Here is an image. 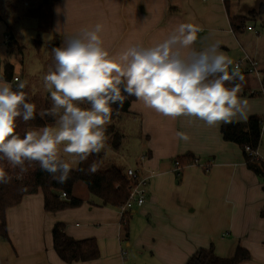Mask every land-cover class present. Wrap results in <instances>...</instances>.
I'll list each match as a JSON object with an SVG mask.
<instances>
[{
	"label": "crops",
	"instance_id": "1",
	"mask_svg": "<svg viewBox=\"0 0 264 264\" xmlns=\"http://www.w3.org/2000/svg\"><path fill=\"white\" fill-rule=\"evenodd\" d=\"M23 18L37 22V36L46 29L50 38L62 40L101 23L110 53L134 43L151 46L180 23L197 24L202 30L192 46L196 50L218 42L242 68L248 59L258 61L262 76L240 70L245 79L239 95L248 100L247 120L264 118V0H0V20L14 23L6 24L10 41L21 43L17 20ZM234 18L245 20L241 29L232 26ZM5 36L0 47L9 45L3 44ZM124 114L139 118L147 149L123 171L137 167L152 174L146 200L129 210L127 226L121 220L127 211L102 204L86 184L84 189L77 182L73 189L80 205L58 211L45 210L42 192L28 194L6 211L8 238H0V264H185L200 248L213 246L217 255L230 258L239 245L251 255L239 264H264V173L248 167L240 145L223 138L224 123L209 127L194 117H165L137 99ZM259 146L264 152V127ZM186 153L196 162L178 174L175 158ZM58 222L75 239L96 238L100 257L62 260L52 238Z\"/></svg>",
	"mask_w": 264,
	"mask_h": 264
},
{
	"label": "clouds",
	"instance_id": "2",
	"mask_svg": "<svg viewBox=\"0 0 264 264\" xmlns=\"http://www.w3.org/2000/svg\"><path fill=\"white\" fill-rule=\"evenodd\" d=\"M104 26L84 28L53 47L54 64L43 76L52 107L37 113L27 102L26 81L12 83L0 77V159L19 168L17 180L23 179L25 166L36 162L41 171L64 184L73 171L63 153L79 162L105 148V125L111 119L112 105L123 106L128 96L165 117H194L209 127L219 123L247 120L248 100L241 95L244 75L234 61L220 50L218 42L201 50L192 46L202 30L194 23H180L161 42L151 46L131 44L119 53L104 47ZM123 93V94H122ZM90 105L88 108L82 104ZM50 116L55 125L17 132V118L25 123ZM181 140H188L178 132ZM253 155H261L259 150ZM84 172L85 169L80 168ZM97 171L93 162L88 174ZM10 177L0 168V184Z\"/></svg>",
	"mask_w": 264,
	"mask_h": 264
},
{
	"label": "trees",
	"instance_id": "3",
	"mask_svg": "<svg viewBox=\"0 0 264 264\" xmlns=\"http://www.w3.org/2000/svg\"><path fill=\"white\" fill-rule=\"evenodd\" d=\"M244 23L245 20L243 18H234L232 20V26L236 29H241ZM36 39H39V37ZM36 39H34V42ZM39 45H41L40 42L35 43L37 48ZM21 53V44L11 38L7 48V57L10 58L9 56L12 55L18 56ZM8 58L2 60L4 75L7 80L14 75V66L8 61ZM134 100H136L135 97L128 96L122 107L112 105L113 113L109 121L115 120L124 113H128ZM27 102H30L28 98ZM46 109L50 108L47 106ZM260 119L258 116H251L246 122L222 124L220 131L225 140L240 145L248 167L258 174H263L264 164L253 159L245 151V147L248 145L253 148L259 145L262 130ZM53 121L54 119L50 116L41 119L38 114L34 120H30L27 123L21 118H17V132L23 135L25 131L30 130L32 127L41 128ZM111 134L113 135L112 146L117 149L121 145L122 136L114 125H108L106 127L105 136L108 137ZM175 161H178L183 167L195 163L196 157L191 153H186L177 156ZM93 162L96 163L97 171L94 174H88L87 169ZM25 166L28 171L22 174L23 179L17 180L16 176L19 174V168L12 167L6 159H0V168L4 169L10 177L9 183L0 184V238H8L7 209L19 204L25 195L42 192L46 211H58L80 205L82 200L74 197L72 194L75 184L80 181L84 182L88 190L105 205L121 207L129 195L128 186L130 181L125 171L117 165H111L108 168L101 169L100 156L96 154L90 155L87 161L83 163L78 162L77 168H72L73 171L70 174V178L64 184L57 183L47 172L41 171L39 164L36 162L30 165L26 162ZM80 168L85 169V171H79L78 169ZM61 192L66 193L65 198L60 197ZM129 215V211L123 213L121 220L124 226H127ZM52 238L53 246L57 254L62 260L68 263L88 261L100 257V248L96 238L75 239L65 232V225L62 222L54 225ZM249 259H251V255L248 249L241 245L237 247L234 256L230 258L217 255L213 246H210L209 248H200L197 250L185 264H239Z\"/></svg>",
	"mask_w": 264,
	"mask_h": 264
},
{
	"label": "rangeland",
	"instance_id": "4",
	"mask_svg": "<svg viewBox=\"0 0 264 264\" xmlns=\"http://www.w3.org/2000/svg\"><path fill=\"white\" fill-rule=\"evenodd\" d=\"M47 20L43 17L40 19V24L46 25ZM35 22L32 18H23L17 20L19 32L21 34V47L22 53L18 56L12 55L9 56L8 61H10L14 66V72H16L22 81H26L25 91L27 98L31 103L36 105L37 113L42 109L52 107L49 93L44 88L43 76L47 73L50 65L54 64L53 54L51 49L53 47H59L61 44L66 41L60 38H50L47 35V30L44 29V32L40 34V37L37 36L35 30ZM6 24H14L8 19L0 20V42L3 35H7L9 32L6 28ZM9 35V34H8ZM39 39H36L37 37ZM36 39L33 42V39ZM40 40V41H39ZM39 47L35 46V43H39ZM56 44V45H55ZM8 47H0V57L5 59V56L2 52ZM81 107L88 108L90 105L84 103ZM55 120L47 124V126H54ZM108 125H114L116 130L121 134V145L119 148H114L112 146L113 135L106 136L105 148L99 154L100 156V168L105 169L111 165H117L120 168L124 169L126 165H135L138 161V158L142 154H145L147 147V142L142 139L141 133L139 132V118L136 116H127L123 114L122 116L116 118L115 120L109 121L105 128ZM32 129H40V127H32ZM111 141V142H110ZM61 146L60 155L67 162L70 163L72 168H77L78 158L66 153H63ZM79 185L86 188L84 182L80 181Z\"/></svg>",
	"mask_w": 264,
	"mask_h": 264
},
{
	"label": "built area",
	"instance_id": "5",
	"mask_svg": "<svg viewBox=\"0 0 264 264\" xmlns=\"http://www.w3.org/2000/svg\"><path fill=\"white\" fill-rule=\"evenodd\" d=\"M248 29H252V26H248ZM9 42H10V35H6L3 44H8ZM242 63L243 62L241 60H238L234 63V66L238 65L240 70H244L249 73H253L259 76L263 75V73H261V69L259 67L258 61L254 59H248V61L245 63V67L243 68H242ZM4 74L5 73H4L3 61L0 57V77H2L4 80H6L9 83H12L15 89V82L17 78L20 80V77L14 74L12 78L7 80ZM261 93L264 94V86L261 88ZM260 125L262 128L264 127V118L260 119ZM248 147L252 149V152L259 150L261 155L257 156L247 151L245 147V151L249 156L264 164V152L261 150L260 146L257 145L255 148H253L248 145ZM181 168L182 166L179 164V162L175 161V168H174L175 172L179 174ZM125 173L130 181L128 186L129 195L127 200L123 203V205H121L120 209L122 211H129L134 206H141L142 204H144L152 174L151 175L144 174V172L137 167H128ZM61 196L65 198L66 193L62 192Z\"/></svg>",
	"mask_w": 264,
	"mask_h": 264
}]
</instances>
